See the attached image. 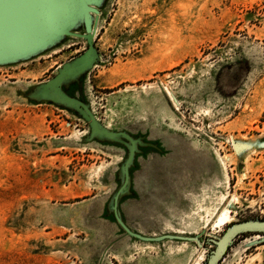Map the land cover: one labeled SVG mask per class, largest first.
Instances as JSON below:
<instances>
[{
	"label": "rangeland",
	"instance_id": "rangeland-1",
	"mask_svg": "<svg viewBox=\"0 0 264 264\" xmlns=\"http://www.w3.org/2000/svg\"><path fill=\"white\" fill-rule=\"evenodd\" d=\"M95 43L98 117L163 147L138 158L127 223L220 235L263 219L264 0H108ZM86 48L71 38L0 67V264H203L196 242L123 236L105 206L125 150L83 143L86 121L23 96ZM260 237L238 236L224 264H264V243L245 245Z\"/></svg>",
	"mask_w": 264,
	"mask_h": 264
},
{
	"label": "water",
	"instance_id": "water-1",
	"mask_svg": "<svg viewBox=\"0 0 264 264\" xmlns=\"http://www.w3.org/2000/svg\"><path fill=\"white\" fill-rule=\"evenodd\" d=\"M108 0H0V67L32 60L63 45L71 38L82 39L87 48L57 67V73L48 80L31 85L22 92L31 103H50L65 109L89 125L82 137L83 143L121 147L126 154L119 164L116 190L110 195L105 215L113 219L123 236L148 242L166 240L196 242L205 246L208 254L203 264H224L225 255L237 237L248 232L260 234L246 247L264 243V218L236 221L216 235L203 229L194 235L162 233L147 235L133 229L122 210L125 199L133 197V172L138 158L148 149L163 151L160 143L146 134H134L128 129H116L100 120L86 90V77L101 62L96 46L102 9ZM208 233L206 239L204 235ZM101 264V263H100Z\"/></svg>",
	"mask_w": 264,
	"mask_h": 264
},
{
	"label": "bare ground",
	"instance_id": "bare-ground-1",
	"mask_svg": "<svg viewBox=\"0 0 264 264\" xmlns=\"http://www.w3.org/2000/svg\"><path fill=\"white\" fill-rule=\"evenodd\" d=\"M227 217L230 218V217L228 216V213L226 212V213H224V214L222 215V217H221V221H224L225 219H227Z\"/></svg>",
	"mask_w": 264,
	"mask_h": 264
},
{
	"label": "flooded vegetation",
	"instance_id": "flooded-vegetation-1",
	"mask_svg": "<svg viewBox=\"0 0 264 264\" xmlns=\"http://www.w3.org/2000/svg\"><path fill=\"white\" fill-rule=\"evenodd\" d=\"M238 221H242V220H238ZM236 222V221H235ZM256 234V233H255Z\"/></svg>",
	"mask_w": 264,
	"mask_h": 264
}]
</instances>
